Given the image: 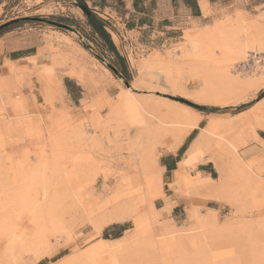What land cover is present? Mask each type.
Here are the masks:
<instances>
[{
  "label": "rangeland",
  "instance_id": "obj_1",
  "mask_svg": "<svg viewBox=\"0 0 264 264\" xmlns=\"http://www.w3.org/2000/svg\"><path fill=\"white\" fill-rule=\"evenodd\" d=\"M210 1L212 3L209 4L208 14L203 15L200 11L197 16L183 9L178 11L177 4L170 5L168 1L163 3L162 10L169 13L172 19L167 24L168 28L154 30L145 35L137 32V29L127 30L124 20H130L136 13L125 16L123 5L115 12H109L108 9L94 10L96 17L105 23V29L119 53L117 56L105 40L88 25L75 0H0V25L15 21L3 28L0 35L6 33V38L13 37L16 42L32 39L35 45L34 55L41 56L37 61L27 58L14 61L19 66L27 63L25 65L28 69L17 78L9 79L10 93L15 99L11 108L18 104L20 108L25 107V111L39 112L40 117H32L29 133L23 130L3 133L4 136L1 133L4 142L0 146V168L6 169L12 162L13 165L24 163L26 157L34 163L36 153L44 140V129L54 128L66 139L69 128L73 125L82 126L88 139L79 141V149L72 148L71 151L73 142L72 145L68 142L61 150L70 151L69 153L78 150V174L83 184H87L85 191L91 198L90 203L105 205L104 210H110L114 207L111 198L117 189L126 188L129 181L135 180L139 183L138 187L144 190V195L136 200L133 206L126 208L125 219L113 224L125 225L127 229L122 234H128L151 214L155 218L156 227H175L176 225L164 217L170 210H165V207L172 205L169 199L165 198V203L158 207L157 200L164 199L167 186L162 183V171L153 166L154 163L159 165L158 159L162 153L173 151L169 148L171 133L164 130L158 118L165 122L168 120L162 119L158 113L142 115L126 105L111 112L109 106L116 102L123 88L129 89L133 96L149 102L162 112L166 108L176 111L190 109L201 115V121H206L208 115L234 114L242 105L257 98L264 85L257 91L234 88L233 82L205 58L186 64L187 67L193 68L183 76L181 85L176 88H167L150 79H139L138 64L155 51H163L180 44L182 36L187 32L193 29H209L215 23L224 21L220 31L207 35L205 39L207 47L210 48L208 50L218 52V43H233L239 40L236 25L231 23L235 14L243 13L249 18H254L255 14L264 11V0ZM50 22L67 25L71 30ZM42 57H52L50 59L53 61L51 63L50 59ZM230 63L228 62V65L231 68L235 64L232 69L234 73L243 75L254 68L249 61L234 60L233 64ZM110 67L114 68L115 72ZM69 72L76 73L70 77ZM254 72L264 76L259 67L255 68ZM132 85L135 88H132ZM201 98H226L230 102L228 105H220L200 101ZM261 111H264V107ZM35 119L38 128L33 122ZM211 152L207 150L205 153L210 155ZM47 154L48 151L43 152L44 156ZM150 170L160 174V181L148 188L144 178ZM234 182L239 184L236 180ZM65 205L63 220L66 228L56 234L57 238L54 235L49 237L48 253L36 264H75L80 250L103 238V230L112 225L103 227L99 234L93 235L96 217H86L82 213L74 214L70 204ZM3 208L8 218L14 217V206L4 205ZM225 214L236 219L259 217L264 215V204L251 207L248 212L232 210L231 213L221 207L217 213L218 220L221 221ZM26 222V215L19 214L16 224L25 228ZM117 232V228L108 230V238ZM136 255H140V258L136 257V264L148 263L146 250H141ZM134 256H131L133 264ZM61 257L64 258L58 261ZM164 261L157 260L150 264H163ZM165 262L167 263L164 264H169L168 261ZM24 263L26 264L25 261Z\"/></svg>",
  "mask_w": 264,
  "mask_h": 264
},
{
  "label": "bare ground",
  "instance_id": "obj_2",
  "mask_svg": "<svg viewBox=\"0 0 264 264\" xmlns=\"http://www.w3.org/2000/svg\"><path fill=\"white\" fill-rule=\"evenodd\" d=\"M198 6L203 15L208 14V0H198ZM223 22H217L209 29H193L182 36L180 44L163 51H155L138 64L139 79H150L167 88H176L181 85L183 76L193 68L187 67L186 64L205 58L233 82L234 88L259 90L264 85V76L254 71L259 67L264 72V11L255 14L254 18H249L243 13L235 14L231 23L236 25L239 40L233 43H218V52L208 50L210 48L205 41L207 35L220 31ZM40 58L41 56L32 55L27 59L37 61ZM234 60L249 61L254 68L246 75L234 73L232 69L235 64L232 68L228 65V62L233 64ZM2 64L0 146L4 142L1 137L3 133L18 130L29 133L33 116L40 117L39 112L25 111V107L20 108L18 104L11 108L15 99L10 93L9 79L22 75L28 69L25 65L27 63L19 66L6 59ZM74 73L69 72L68 75L72 77ZM131 87L135 88L134 85ZM262 98L261 102L258 99L259 103L256 101L238 113L226 116L208 115L205 125L200 127L197 137L187 150L186 158L177 166L178 169L172 172L171 187L175 193H188L221 201L236 212H248L251 207L258 206L254 192L264 184H257V176L251 169L253 160L243 161L238 147L244 146L249 139H257L256 128L264 130V117L260 114L264 107ZM200 101L220 105H228L230 102L226 98H201ZM123 105L145 116L158 113L162 119H167L165 122L158 118V122L164 130L171 133V150H175L201 121V115L194 110L176 111L166 108L162 112L149 102L133 96L129 89L121 88L116 102L109 107L111 112H114ZM37 119L33 120L35 126ZM66 137H61L54 128H46L34 163L26 157L24 163L13 165L11 161L12 164L6 166V169L0 168V264H25L24 261L26 264H36L43 259L49 250V237L54 235L57 238L56 234L66 228L63 220L65 203L70 204L74 214L95 216L96 224L92 234L97 235L103 227L125 219L126 208L133 206L134 202L144 195V190L140 189L139 183L134 180L129 181L128 187L117 189L111 198L114 207L110 210L105 211V205L91 204V198L85 191L87 184H83L78 174L80 159L76 153V149L80 148L79 141L88 139L86 131L82 126L73 125L68 129ZM68 142L71 145L73 142L70 149L72 151L76 148L74 153L61 150ZM207 150L212 151L207 158L212 159L214 163L217 172L215 179L200 177L199 173L192 174L199 156ZM45 151H48L46 156L43 155ZM153 166L159 171L163 170L160 165L154 163ZM144 179L146 186L150 188L152 184L160 181V174L150 170ZM235 180L239 184H235ZM263 188L264 186L261 188V201L264 204ZM4 205L15 207L13 218H8L5 214ZM169 209L170 206L165 207V210ZM217 212L213 209L201 212L198 207H192L186 220L180 225H165L163 228L156 227L155 218L150 214L128 234L111 239H97L80 250L74 263L133 264L131 256L135 255L136 264V257L140 258V255L136 254L146 250L147 264L157 260H165L169 264H264V215L237 219L224 215L220 221ZM19 214L26 215L25 228L16 224ZM165 261L164 263H167Z\"/></svg>",
  "mask_w": 264,
  "mask_h": 264
},
{
  "label": "crops",
  "instance_id": "obj_3",
  "mask_svg": "<svg viewBox=\"0 0 264 264\" xmlns=\"http://www.w3.org/2000/svg\"><path fill=\"white\" fill-rule=\"evenodd\" d=\"M87 7L91 9L92 12L96 13L94 10H105L108 9L109 12H115L116 9H120V5H123L124 15L128 16L132 13L130 20L125 19L124 24L127 26V30L137 29L139 33L145 35L146 33L152 32L154 30H161L163 28L167 29L169 22H171V17L169 13L162 10V4L167 1L172 4H177L178 11L183 9L190 11L194 16V13L199 12L198 0H195L196 7L187 6L185 0H136L137 9L133 6L134 0H83ZM209 4L212 2L208 0ZM194 10V11H192ZM174 17V12H172ZM104 18V17H103ZM161 22V23H160ZM165 25H162L163 23ZM147 30V31H145ZM6 33L0 35V73H2V67L6 59L11 61H19L34 55L35 45L32 39H25V41L16 42L13 37L6 38ZM148 36V35H147ZM2 65V66H1ZM264 89V88H263ZM262 98V97H261ZM261 98L258 101H262ZM264 100V96L262 98ZM257 101V100H255ZM257 101V103H259ZM264 115V111L260 112ZM206 121H200L199 127H196L189 134L185 136L180 145L173 151H167L159 156L158 163L162 167V183L167 186L166 193L164 194V199L159 198L157 200L158 207H161L165 203V198L169 199L172 204L170 210L164 215L168 222L173 225H180L186 220L189 209L192 207L200 208L201 212H205L206 209H213L215 211L220 210V208L228 209L232 213L231 207L221 201H216L213 199H204L200 196L190 195L188 193H175V191L169 187V184L173 180V174L175 170L178 169V165L186 158V152L191 146L192 141L197 137L200 127L205 125ZM257 139H249L248 142L243 146L238 147V152L243 161L254 162L251 163V169L255 172L257 184H264V130L261 128H256L255 130ZM244 149V150H243ZM244 152V153H243ZM209 153H203L199 156L196 164L195 170L192 172L199 173L200 177L215 179L217 177V172L212 163V159H208ZM249 160V161H248ZM253 166H255L253 168ZM256 166H258L256 168ZM260 168V169H259ZM257 170V171H256ZM259 171V172H258ZM264 185L261 186V188ZM258 187L254 192V197L258 205L263 204L261 201L263 191ZM264 189V188H263ZM208 204H212L209 206ZM218 213V212H217ZM226 215V214H225ZM125 232V231H124Z\"/></svg>",
  "mask_w": 264,
  "mask_h": 264
},
{
  "label": "trees",
  "instance_id": "obj_4",
  "mask_svg": "<svg viewBox=\"0 0 264 264\" xmlns=\"http://www.w3.org/2000/svg\"><path fill=\"white\" fill-rule=\"evenodd\" d=\"M75 3H76V6L81 9V11L83 12V15L86 17L88 25L93 28L95 33H97L101 38H103L105 40L107 45L118 56L119 53L114 48L113 41L111 40V37H110L109 33L105 29V23L103 21H101L99 18L96 17L95 13L92 12L91 9H89L87 7L86 3L83 0H75ZM185 4L187 6L196 7L195 0H185ZM133 6H134L135 9H137L136 0L133 1ZM198 14H199V12L194 13L195 16H197ZM12 22H15V21H11V22H8L6 24L0 25V31L3 28H5L6 26H8L9 24H11ZM263 96H264V89H261L259 91L258 96H257V98L255 100H258V99H260ZM255 100L250 101V102L242 105L238 112L243 111V110L249 108L250 106H252L254 104V102H256ZM238 112H236V113H238ZM114 228H117L118 232L115 233L111 238H117V237L121 236L122 232L127 229V227L125 225L112 224L111 226H109V227H107V228H105L103 230V234H102L103 236L102 237L105 238V239H111V238H108L107 231L110 230V229H114ZM54 260H56V259H54Z\"/></svg>",
  "mask_w": 264,
  "mask_h": 264
},
{
  "label": "water",
  "instance_id": "obj_5",
  "mask_svg": "<svg viewBox=\"0 0 264 264\" xmlns=\"http://www.w3.org/2000/svg\"><path fill=\"white\" fill-rule=\"evenodd\" d=\"M50 23H52V24H54V25H57V26H59V27H62V28H66V29H70V30H71V28H70L69 26H67V25H63V24L55 23V22H50ZM110 68H111L112 71L115 72V69H114V68H112V67H110ZM125 84H127V83H125Z\"/></svg>",
  "mask_w": 264,
  "mask_h": 264
}]
</instances>
